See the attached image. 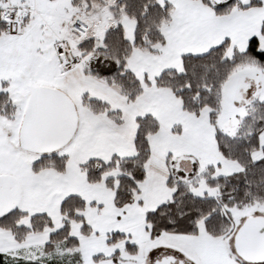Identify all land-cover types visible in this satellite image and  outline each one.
<instances>
[{"label":"snow or ice","instance_id":"1","mask_svg":"<svg viewBox=\"0 0 264 264\" xmlns=\"http://www.w3.org/2000/svg\"><path fill=\"white\" fill-rule=\"evenodd\" d=\"M0 264H264V0H0Z\"/></svg>","mask_w":264,"mask_h":264}]
</instances>
